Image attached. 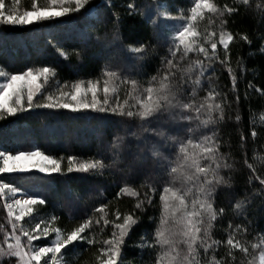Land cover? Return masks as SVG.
Masks as SVG:
<instances>
[{
	"label": "snow or ice",
	"instance_id": "1",
	"mask_svg": "<svg viewBox=\"0 0 264 264\" xmlns=\"http://www.w3.org/2000/svg\"><path fill=\"white\" fill-rule=\"evenodd\" d=\"M19 3L20 0H11L10 4L0 0V25L26 26L66 17L82 9L86 11L89 0H48L42 7L38 6L37 0H32L30 8L23 11L18 9ZM112 3L113 0H103L97 7ZM188 3L190 7L175 9L177 15H172V0H153L148 5L126 4L128 15L141 16L157 35L165 37L167 52L161 56L156 74L147 81L136 79L138 73L125 74L123 70L106 64L99 77L70 83L56 80L54 90L42 91L40 81H47L50 76L55 78V68L28 67L13 74L0 66V119L28 110L50 109L112 114L123 118L127 127L134 123L140 132L147 134L142 138L144 151L155 162L159 170L157 175L166 179H162L158 186L153 177H147L139 185V188L147 189L144 192L124 181L116 196L135 197L134 209L143 212L146 206H152L153 196L159 190V215L149 217L154 230L142 235L136 245L142 251L150 249L154 254L150 264H264V233L257 232L251 221L247 225L229 222L225 229L226 239L214 237L216 222L226 211L216 206L215 197L221 187L232 186L230 172L235 168V161L230 162V152L221 151L224 142L217 134V126L225 121L226 108H230V104L224 99L227 93L218 92L213 83L215 66L222 65L230 74L232 91H236L237 75L230 57V44L235 37L227 30V18L243 6L245 11L253 10L264 19V0H238L233 6L221 5L216 0H188ZM169 21L177 23L169 29ZM113 23L114 38L121 40L123 20L118 13H113ZM202 23L205 25L203 29ZM241 38L251 43L247 35ZM260 39L264 41V36ZM126 48L135 61L148 58L146 43ZM258 51L264 54V43ZM122 85L130 86L123 99ZM201 90L206 94L198 98ZM256 91L264 96V89ZM239 99L237 94L236 101ZM235 119L239 121L240 115L237 114ZM180 122H187V137L172 133L167 127ZM259 122L264 124V114ZM193 133L197 134L195 139ZM127 135L137 136V132L114 136L110 142L112 158L90 157L81 162L76 156L69 155L66 168L61 166L64 157H54L39 148L15 153L0 151V174L35 170L49 175L79 172L103 176L116 162V157L122 154ZM251 135L257 136L255 127ZM151 136L156 139H150ZM166 147L173 151H164ZM256 159L264 163V155ZM244 162L252 173L249 183L259 181V188H254L252 195H264V175H258L257 168L248 163L247 158ZM20 193L19 186L0 178V197H4L3 207L11 225L10 231L0 226V232H3L0 264H79L86 246L95 245H99L94 254L95 264H128L124 253L125 238L140 216L116 209L112 213L114 219H109L111 202H102L103 190L98 193L99 207L94 208L91 215L67 214L73 223L70 229L58 226V215L41 213L40 206L48 203L45 197L38 193H24L17 198ZM249 203L247 195L237 200L232 209L234 214L242 216ZM109 225L111 234L98 239L97 226L99 232H103ZM250 228L255 233L252 240L246 239ZM222 246L224 251L221 254L219 249ZM237 251L242 254L239 261Z\"/></svg>",
	"mask_w": 264,
	"mask_h": 264
},
{
	"label": "trees",
	"instance_id": "2",
	"mask_svg": "<svg viewBox=\"0 0 264 264\" xmlns=\"http://www.w3.org/2000/svg\"><path fill=\"white\" fill-rule=\"evenodd\" d=\"M11 3V0H6ZM135 2L148 5L153 0H113L111 5L97 7L103 0H89L86 11L71 13L66 17L37 22L26 26L0 25V66L9 73H18L28 67L38 69L50 67L56 69V77L51 76L47 81L41 80L42 91L54 90L55 81L69 83L77 79H93L100 76L102 68L107 64L113 69L123 70L125 74H135V78L147 81L156 74L160 67V58L167 52L165 37L157 35L146 19L139 15H128L126 4ZM219 4L228 3L233 6L238 0H216ZM32 0H20L17 5L20 11L30 8ZM38 5L47 4V0H37ZM42 7V6H41ZM177 7H190L188 0H172V15H177ZM147 11V8L145 9ZM113 13L122 18L121 40L114 38ZM227 30L234 34V41L230 44L231 66L237 75V88L232 91L231 77L227 68L217 64L213 83L220 93H227L224 99L230 104L226 108V119L217 127L218 136L224 142L221 151L230 152V162L235 161V168L231 170V187H221L215 197L216 206L225 208V214L218 219L214 228V237L224 240L227 237L225 229L229 222L233 225H251L257 232L264 233V195H252L254 188H259V181L249 183L251 169L248 163L257 168L258 175H264V163L256 157L264 155V124L259 118L264 114V96L256 89H264V54L258 51L264 43L260 37L264 36V19L253 10L245 11L243 6L237 13L228 18ZM176 21H169V29L176 25ZM205 25L202 23L201 28ZM247 35L251 43L241 37ZM146 43L149 46L148 58L135 61L126 46H136ZM155 46V52H153ZM218 51H220L218 46ZM238 61L240 62L238 65ZM251 84L253 87H248ZM102 90V83L100 85ZM130 86H121V99ZM67 90V89H65ZM206 94L201 90L198 98ZM240 99L236 101V95ZM241 119L237 121L236 115ZM253 117L256 124L253 125ZM123 118L112 114H103L93 111L72 113L67 110L36 109L17 113L0 119V148L15 153L17 150H33L39 148L46 154L54 157H64L62 168H66V157L76 156L79 161L95 157L112 158L110 142L114 136L126 135V132H137V136H126L125 147L116 162L103 176L73 172L68 174H42L39 172L1 174L5 182L19 186L24 193L40 194L48 203L40 206L42 214L52 212L60 217L58 226L71 228L73 223L68 220L67 214L72 212L78 217L91 215L92 210L99 207L100 190L104 191V203H110L109 219H114L112 213L118 209L121 213H133L140 216V220L131 229L125 238L124 253L128 264H150L154 254L150 249L137 247L142 235L154 230L150 216L159 215V190L153 196L152 206L145 210H135V197L122 195L117 197L119 186L127 181L131 186L144 192L147 189L139 185L147 177H153L159 186L162 179L158 168L144 151L143 136L135 124L127 127ZM120 129H116L117 127ZM155 126V125H154ZM187 122H180L169 127L170 132L187 137ZM257 136L251 135L253 129ZM193 133V138H196ZM243 137V147H241ZM155 140L156 137H149ZM171 152L173 149L165 148ZM226 175L228 170H226ZM248 196L250 203L242 216L234 214L233 207L237 200ZM4 198L0 197V226L8 231L11 225L7 221V210L3 207ZM98 215V214H97ZM111 225L104 227L97 238H107L111 234ZM255 233L250 228L246 237L252 240ZM240 238V237H237ZM3 232H0V241ZM99 245L86 246L79 257V264H95L94 254ZM223 246L219 249L222 254ZM237 260L241 258L238 251Z\"/></svg>",
	"mask_w": 264,
	"mask_h": 264
},
{
	"label": "rangeland",
	"instance_id": "3",
	"mask_svg": "<svg viewBox=\"0 0 264 264\" xmlns=\"http://www.w3.org/2000/svg\"><path fill=\"white\" fill-rule=\"evenodd\" d=\"M47 2H48V0H47ZM45 5H47V4H42V5H38V6H45ZM41 82V81H40ZM116 129H120V127L118 126ZM0 151H3L1 148H0ZM31 172H38V171H35V170H33V171H29V172H23V173H31ZM39 173H41V172H39ZM11 174H13V173H11ZM42 174H46V173H42ZM1 175V174H0ZM24 194V192L21 190V193L20 194H18V196H17V198H20V196H22ZM4 198V197H3ZM26 220H28L29 218L28 217H26L25 218Z\"/></svg>",
	"mask_w": 264,
	"mask_h": 264
}]
</instances>
